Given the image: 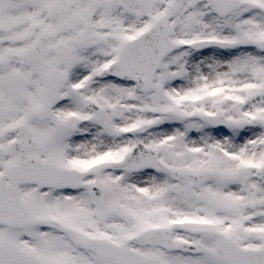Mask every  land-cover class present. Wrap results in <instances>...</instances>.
I'll return each instance as SVG.
<instances>
[{"label": "snow or ice", "instance_id": "snow-or-ice-1", "mask_svg": "<svg viewBox=\"0 0 264 264\" xmlns=\"http://www.w3.org/2000/svg\"><path fill=\"white\" fill-rule=\"evenodd\" d=\"M0 264H264V0H0Z\"/></svg>", "mask_w": 264, "mask_h": 264}]
</instances>
